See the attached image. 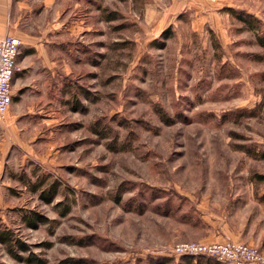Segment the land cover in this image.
Masks as SVG:
<instances>
[{"label": "rangeland", "instance_id": "rangeland-1", "mask_svg": "<svg viewBox=\"0 0 264 264\" xmlns=\"http://www.w3.org/2000/svg\"><path fill=\"white\" fill-rule=\"evenodd\" d=\"M50 2L71 71L13 98L40 113L4 160L0 264H181L187 243L264 255V0Z\"/></svg>", "mask_w": 264, "mask_h": 264}, {"label": "crops", "instance_id": "crops-1", "mask_svg": "<svg viewBox=\"0 0 264 264\" xmlns=\"http://www.w3.org/2000/svg\"><path fill=\"white\" fill-rule=\"evenodd\" d=\"M50 1L0 0V41L10 36L21 42L17 71L11 81V104L0 117V176L6 170L4 160L15 155L17 149L24 152L26 145L19 141L23 135L18 127L22 115L40 113V107L12 108L13 98L39 100L56 93L71 71L68 62L59 60V53L67 51L66 30L57 21L59 13L51 19Z\"/></svg>", "mask_w": 264, "mask_h": 264}, {"label": "built area", "instance_id": "built-area-1", "mask_svg": "<svg viewBox=\"0 0 264 264\" xmlns=\"http://www.w3.org/2000/svg\"><path fill=\"white\" fill-rule=\"evenodd\" d=\"M21 42L6 36L0 41V117H3L11 104V81L17 71L16 57ZM177 257L204 256L219 264H264V255L244 243H187L171 249Z\"/></svg>", "mask_w": 264, "mask_h": 264}, {"label": "trees", "instance_id": "trees-1", "mask_svg": "<svg viewBox=\"0 0 264 264\" xmlns=\"http://www.w3.org/2000/svg\"><path fill=\"white\" fill-rule=\"evenodd\" d=\"M236 17H238L243 23H247L250 25V22H248V18L247 16H243L242 14H237L235 13ZM51 195V194H50ZM9 233H5V234H0V240L2 242H9L11 241V237L8 235ZM9 240V241H8ZM183 260V261H182ZM182 263L181 264H215L213 263L214 260L213 259H210L211 261L209 260H204V259H198V260H195L193 259L192 257L190 256H185V259H182ZM203 261V262H202ZM213 261V262H212ZM195 262V263H194ZM36 264H40L39 262H34Z\"/></svg>", "mask_w": 264, "mask_h": 264}]
</instances>
